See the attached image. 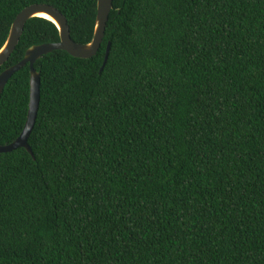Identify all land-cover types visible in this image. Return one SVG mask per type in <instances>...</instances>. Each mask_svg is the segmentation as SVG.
<instances>
[{
    "label": "trees",
    "instance_id": "trees-1",
    "mask_svg": "<svg viewBox=\"0 0 264 264\" xmlns=\"http://www.w3.org/2000/svg\"><path fill=\"white\" fill-rule=\"evenodd\" d=\"M35 3L93 39L98 0H0V49ZM59 40L30 19L0 74ZM35 67V157L0 153V264H264V0H114L96 55ZM30 80L26 65L2 93L1 145Z\"/></svg>",
    "mask_w": 264,
    "mask_h": 264
},
{
    "label": "water",
    "instance_id": "water-1",
    "mask_svg": "<svg viewBox=\"0 0 264 264\" xmlns=\"http://www.w3.org/2000/svg\"><path fill=\"white\" fill-rule=\"evenodd\" d=\"M113 7L114 0H98L94 36L93 39L88 43H79L72 38L67 17L54 5L48 3H35L25 7L20 13H18L11 26L9 36L3 47L0 49V66L10 59L21 40L27 22L32 18L41 17L54 22L59 29L60 40L31 46L27 49L23 59L20 62L6 68L0 74L1 98L6 85L13 74L21 70L26 65L30 66V103L25 127L19 137L13 142L5 145L0 144V153L11 152L18 148L24 147L32 156L35 157L34 151L29 144V137L35 127L41 102V73L35 67L36 63L43 56L55 50L66 51L70 55L78 58H91L96 55L105 39L107 24ZM41 14H45L48 17L42 16ZM110 48L111 42L108 43L107 52L101 71L107 63Z\"/></svg>",
    "mask_w": 264,
    "mask_h": 264
},
{
    "label": "bare ground",
    "instance_id": "bare-ground-1",
    "mask_svg": "<svg viewBox=\"0 0 264 264\" xmlns=\"http://www.w3.org/2000/svg\"><path fill=\"white\" fill-rule=\"evenodd\" d=\"M42 16H47V15H45V14H41ZM48 17V16H47Z\"/></svg>",
    "mask_w": 264,
    "mask_h": 264
}]
</instances>
